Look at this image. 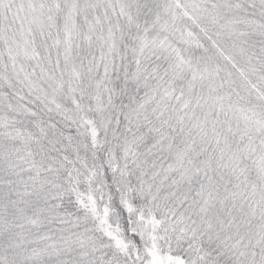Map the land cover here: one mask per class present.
Wrapping results in <instances>:
<instances>
[{"label": "snow or ice", "instance_id": "6c2138e0", "mask_svg": "<svg viewBox=\"0 0 264 264\" xmlns=\"http://www.w3.org/2000/svg\"><path fill=\"white\" fill-rule=\"evenodd\" d=\"M0 264H264V0H0Z\"/></svg>", "mask_w": 264, "mask_h": 264}]
</instances>
